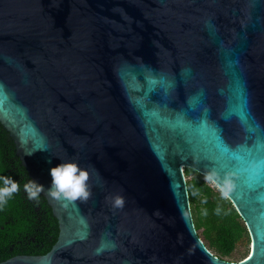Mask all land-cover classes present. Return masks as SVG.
I'll return each instance as SVG.
<instances>
[{
    "label": "water",
    "instance_id": "obj_1",
    "mask_svg": "<svg viewBox=\"0 0 264 264\" xmlns=\"http://www.w3.org/2000/svg\"><path fill=\"white\" fill-rule=\"evenodd\" d=\"M204 120L254 174L207 155ZM0 122L60 228L0 264H264V0H0ZM61 160L86 201L48 195ZM185 168L231 174L246 257L207 248Z\"/></svg>",
    "mask_w": 264,
    "mask_h": 264
},
{
    "label": "trees",
    "instance_id": "obj_2",
    "mask_svg": "<svg viewBox=\"0 0 264 264\" xmlns=\"http://www.w3.org/2000/svg\"><path fill=\"white\" fill-rule=\"evenodd\" d=\"M0 125L3 127L0 176H11L20 184V190L0 207L2 262L18 254H46L58 240L60 228L42 193L38 200L27 198L23 185L32 177L17 154L14 139L1 122ZM194 172L192 168H185L186 175ZM187 184L190 201L196 203V212H192L195 226L208 249L229 261H239L250 254V232L235 206L215 197L214 189L204 178L194 176Z\"/></svg>",
    "mask_w": 264,
    "mask_h": 264
},
{
    "label": "clouds",
    "instance_id": "obj_3",
    "mask_svg": "<svg viewBox=\"0 0 264 264\" xmlns=\"http://www.w3.org/2000/svg\"><path fill=\"white\" fill-rule=\"evenodd\" d=\"M32 153L27 152L25 154L31 155ZM49 173L52 179L47 188V193L52 198L75 202L77 200L86 201L90 197L91 190L87 183L89 171L82 168L77 160H61V163L50 168ZM204 180L210 187L216 188L224 198H227L233 189L231 174H221L215 168L205 172ZM23 189L29 200H38L40 194L45 191V186L30 178L24 183ZM19 190L20 184L14 178L0 176V207L7 204ZM111 204L115 209L123 208L124 196L119 193L115 194L111 197Z\"/></svg>",
    "mask_w": 264,
    "mask_h": 264
},
{
    "label": "snow or ice",
    "instance_id": "obj_4",
    "mask_svg": "<svg viewBox=\"0 0 264 264\" xmlns=\"http://www.w3.org/2000/svg\"><path fill=\"white\" fill-rule=\"evenodd\" d=\"M196 103H198V101H193V104L190 106V110H194ZM230 114V112L226 113L225 119L229 118ZM196 126L205 130L201 136V139L207 142L205 151L209 157L215 158V162L224 165H230L233 161H235L237 162V171L243 172L245 175L248 173L254 174L255 169L249 168L247 166L245 156L242 154L248 153L250 155L247 149H241L237 152H232L222 140L219 130H217L215 127L209 126L206 120L197 121ZM241 164H243V167H240Z\"/></svg>",
    "mask_w": 264,
    "mask_h": 264
},
{
    "label": "rangeland",
    "instance_id": "obj_5",
    "mask_svg": "<svg viewBox=\"0 0 264 264\" xmlns=\"http://www.w3.org/2000/svg\"><path fill=\"white\" fill-rule=\"evenodd\" d=\"M194 176H198V177L204 178V174L199 173V172L196 171V172L192 173L191 175H186L187 181L190 178L194 177ZM212 188L214 189L215 197L220 199L222 201V203H224V204H232L233 206H235L233 201L230 199L229 196L227 198H224V197H222L221 193L216 188H214V187H212ZM191 208H192L193 214H195V212H196V203H191ZM235 208H236V206H235ZM236 210H237V208H236ZM237 212H238V210H237ZM251 250H252V238H251V235H250V252H251Z\"/></svg>",
    "mask_w": 264,
    "mask_h": 264
},
{
    "label": "flooded vegetation",
    "instance_id": "obj_6",
    "mask_svg": "<svg viewBox=\"0 0 264 264\" xmlns=\"http://www.w3.org/2000/svg\"><path fill=\"white\" fill-rule=\"evenodd\" d=\"M3 127H1V125H0V146H1V144L3 145V143H2V139H3Z\"/></svg>",
    "mask_w": 264,
    "mask_h": 264
}]
</instances>
